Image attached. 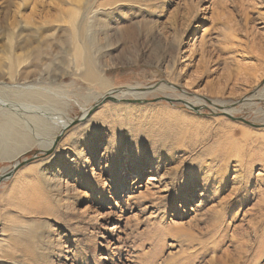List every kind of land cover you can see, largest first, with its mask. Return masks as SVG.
Segmentation results:
<instances>
[{"label": "rangeland", "instance_id": "rangeland-1", "mask_svg": "<svg viewBox=\"0 0 264 264\" xmlns=\"http://www.w3.org/2000/svg\"><path fill=\"white\" fill-rule=\"evenodd\" d=\"M260 54L264 0H0V144L88 113L0 149V264H264Z\"/></svg>", "mask_w": 264, "mask_h": 264}, {"label": "bare ground", "instance_id": "bare-ground-1", "mask_svg": "<svg viewBox=\"0 0 264 264\" xmlns=\"http://www.w3.org/2000/svg\"><path fill=\"white\" fill-rule=\"evenodd\" d=\"M260 59L264 60V54H260ZM87 64L89 65V68L84 74V79L87 81L98 82L99 78L97 74L94 72L92 62L88 61ZM134 94H137V93L135 92ZM36 96H37L36 94L34 95V94L26 93V94H22L21 98L24 101L28 102L31 100H35L37 98ZM28 104L29 105H26V104L23 105L24 107L23 111H25L28 114H32V115L41 114L42 112H44V116L53 114L50 112L52 110L50 108L51 104L50 105H47V104L36 105V106L31 105L30 103ZM87 114H88L87 111H85V114L82 119L86 118V116H88ZM69 125L70 124L67 121H60V128L62 130L67 129ZM3 129H4V140L0 144V149H2L4 155L8 157L15 155L17 152L19 153L20 150H22L26 146L27 142L35 139L34 137H36V139L40 141L41 146L44 147L45 149H51V147L54 145L56 141L55 139L46 140V137L50 132L51 126L47 124L41 117H37L36 115L32 117H28L25 123H21V122L19 123L18 121H11L10 123L8 122L6 125H4ZM243 135L245 134L243 133ZM239 258L241 259L242 257L239 256ZM237 263L238 262H236V264Z\"/></svg>", "mask_w": 264, "mask_h": 264}, {"label": "water", "instance_id": "water-1", "mask_svg": "<svg viewBox=\"0 0 264 264\" xmlns=\"http://www.w3.org/2000/svg\"><path fill=\"white\" fill-rule=\"evenodd\" d=\"M114 95H115L114 92L109 93V94L104 98L103 103L108 102V101H112V102L122 101V100H120L119 98L114 97ZM164 100H166L167 102H170V103H172V104H175L176 102H178V101H176V100H171V99H164ZM180 102L183 103V104H185L186 106H188V108L196 109V108L194 107V105H192V104L189 103V102H185V101H182V100H181ZM98 107H99V105H96L95 108L91 111V113H92L93 111H95ZM196 110H197V109H196ZM91 113H90V114H91ZM90 114H89V115H90ZM86 118H87V117H86ZM86 118H84V119H80V120H78V121H73V122L70 124V128H71L72 126H74V125L79 124V122H83ZM65 130H66V129H64L63 132L61 133V135L56 139V141H55V143H54L52 149L49 150L48 153H51V152L54 151V149L57 147L58 143L60 142L62 136H63L64 133H65ZM26 163H27V162L17 164V165L15 166L14 170H12L11 172H9V173H7V174L1 176V177H0V184H1L3 181L9 180V179L15 174V172H16L17 170H19L22 166H24Z\"/></svg>", "mask_w": 264, "mask_h": 264}]
</instances>
